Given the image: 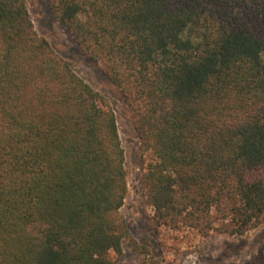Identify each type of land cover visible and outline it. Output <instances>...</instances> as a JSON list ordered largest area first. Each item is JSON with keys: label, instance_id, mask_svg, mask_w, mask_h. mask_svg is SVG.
I'll return each instance as SVG.
<instances>
[{"label": "trees", "instance_id": "16d2710c", "mask_svg": "<svg viewBox=\"0 0 264 264\" xmlns=\"http://www.w3.org/2000/svg\"><path fill=\"white\" fill-rule=\"evenodd\" d=\"M52 5L127 100L154 233L263 224L264 0ZM128 189L110 99L39 34L28 0H0V264H116Z\"/></svg>", "mask_w": 264, "mask_h": 264}, {"label": "rangeland", "instance_id": "374dc122", "mask_svg": "<svg viewBox=\"0 0 264 264\" xmlns=\"http://www.w3.org/2000/svg\"><path fill=\"white\" fill-rule=\"evenodd\" d=\"M37 31L47 38L74 70L108 97L114 107L128 170V194L121 209L130 238L123 241V253L116 264H264V223L244 235L212 232L209 236L164 229L152 230L153 208L146 202L142 182L140 138L134 128L129 105L109 79L103 64L88 57L71 33L59 23L52 0H28ZM142 247L138 251L134 243Z\"/></svg>", "mask_w": 264, "mask_h": 264}]
</instances>
